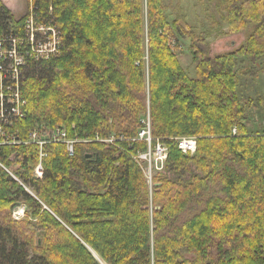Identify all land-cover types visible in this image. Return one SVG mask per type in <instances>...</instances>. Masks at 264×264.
<instances>
[{
    "label": "trees",
    "instance_id": "obj_1",
    "mask_svg": "<svg viewBox=\"0 0 264 264\" xmlns=\"http://www.w3.org/2000/svg\"><path fill=\"white\" fill-rule=\"evenodd\" d=\"M208 1L218 35L253 25L235 51L211 57V31L183 14L169 21L163 0H32L60 42L48 59L24 57L15 80L0 57V95L23 104L17 117L0 102V264H264V128L251 130L254 101L238 95L236 70L264 58V0ZM25 16L0 0L4 52L27 38ZM146 113L167 148L151 182L139 158ZM44 128L40 159L30 136ZM60 131L78 140L71 156ZM182 137L195 138L192 155ZM18 204L28 217L16 221Z\"/></svg>",
    "mask_w": 264,
    "mask_h": 264
},
{
    "label": "rangeland",
    "instance_id": "obj_2",
    "mask_svg": "<svg viewBox=\"0 0 264 264\" xmlns=\"http://www.w3.org/2000/svg\"><path fill=\"white\" fill-rule=\"evenodd\" d=\"M2 1V0H1ZM11 4L14 5L13 15L17 18L22 15H26L24 18V22L22 25V29L25 31L26 35H31L32 32H34L37 28L38 38H39V44H47L49 35L47 34L48 31L46 30L47 26L44 25V22L40 20V18L37 16V18L33 19V16H31V3L32 0H10ZM165 6L167 7L166 15L169 21H172L175 19V17L179 14H183L186 17V21L188 24H190L197 32H203V31H211L212 37L209 39V49H210V56L214 57L223 53H229L233 52L236 49L240 47L241 44H243L248 35L253 31L254 27L253 25H249L247 29L243 32L236 33V34H227V35H218L215 30H211V24L212 20L219 21L220 18L217 15V11L215 8L214 2H210L208 0H163ZM32 17V18H31ZM48 29V28H47ZM223 31L227 32L228 29L225 25H223L222 28ZM36 33V32H35ZM47 34V35H46ZM58 37V36H56ZM47 40V41H46ZM57 43L55 45V50L58 52V44L59 39H56ZM15 44L17 45V50L24 51L23 55L27 56V53L31 52V45L28 43H24V41H21V39L14 40ZM188 42L187 41H180L179 47L176 49V54L178 56L179 62L184 70L187 71V73L191 76H195V70L194 65L191 61V56L188 50ZM36 47V46H35ZM57 52H54V55L57 54ZM49 53L48 51L45 52V55ZM0 54L1 56H4L5 53L3 51V47L0 48ZM0 56V57H1ZM52 56H47L45 59H48ZM42 57H40L41 59ZM18 62V59H16L15 64ZM9 63V62H8ZM6 69L11 71V74H13V67L11 65H5ZM236 70L240 74L239 76V86L237 88L238 95L243 99L244 101H248L252 99L254 101L253 109L251 110L250 118L252 120V127L251 130L264 128V103L261 101H258V97L264 98V58H260L256 61V63H252L249 61V59L244 58V60H239ZM250 73L254 74L251 75ZM13 80H15L13 78ZM16 96L11 97L8 95V97L5 99H0V102L6 103L9 108V112L12 113V105L13 107L16 106L17 100ZM20 98V94H19ZM22 106L21 101H18L17 103V109L15 110L18 115H22ZM19 111V112H18ZM263 116V119H261L258 115ZM149 113H146L142 117V129H145V125L147 123V117ZM262 128V129H263ZM141 129V130H142ZM43 130V137H39V129L35 130L34 133L30 136V140L38 146L39 149V157L42 159L44 156V147L47 143V140H44L47 138L45 134H48L49 136L52 135L51 131L49 129H42ZM41 130V131H42ZM65 133V130H63ZM61 132V131H60ZM54 136L58 138L59 133H55ZM46 137V138H45ZM67 137V135L65 136ZM62 137V138H65ZM182 138H191V137H182ZM195 139V138H193ZM66 143H74L78 140H68L65 139ZM108 142H112V140H108ZM67 145V144H66ZM148 147V146H147ZM148 151V149H147ZM146 151V152H147ZM142 155V154H141ZM140 158V156H139ZM144 164H143V171L146 174V177H148L149 182H151L152 177H154L157 173H161L163 171L164 163L165 161L162 159H159L156 157L154 160H146L140 158ZM37 166H40L37 165ZM36 166V167H37ZM20 166L18 163H13L12 166L7 168L8 172L14 177V171L17 170ZM36 167L34 169V176L36 178H41L37 175ZM15 178V177H14ZM18 180L17 178H15ZM27 191L31 194L32 191L30 189H27ZM27 208L24 204H18L16 207H14L12 211V217L14 220H23L24 218L28 217V214H26ZM30 218V217H29Z\"/></svg>",
    "mask_w": 264,
    "mask_h": 264
},
{
    "label": "built area",
    "instance_id": "obj_3",
    "mask_svg": "<svg viewBox=\"0 0 264 264\" xmlns=\"http://www.w3.org/2000/svg\"><path fill=\"white\" fill-rule=\"evenodd\" d=\"M32 20H33V18H32ZM47 28H46V30L48 31L47 34L49 35L47 44H40V45L38 44L37 45V43H39V38H38L39 33H37L38 32L37 28H35L36 30L34 32H32L31 35H26L27 38L25 39L24 43H28L31 45V52L27 53V55L28 54H30V56L34 55L37 58L47 51L49 53L54 52L55 45L57 43L56 39H59V37H56L57 33L51 27H47ZM59 42H60V39H59ZM12 45H13V47H12L11 51L4 52L5 55L1 56V54H0V56L6 57L4 59H6L9 62L8 65H11L13 67L12 78L17 79L18 74H19V67H21L24 64V57H26V56L23 55L24 51L17 50V45L15 44L14 40L12 41ZM1 47H2V44L0 43V48ZM16 59H18V62L15 64ZM14 96L17 97L16 98L17 103H18V101H21L17 92H15V94L12 95L11 97H14ZM4 98H5L4 96L0 95V99H4ZM17 103H16L15 107H13V105H12V107L14 108V110H13L14 112H15V110L16 111L20 110V109H17ZM233 132H235V131H233ZM62 137H65V134L62 132H59V136L57 139L61 140L65 144H67L69 155L71 156L72 150H73V148H72L73 143H66L65 138H62ZM138 139L146 142L149 146L148 151L146 153L140 155V158L146 159L149 161L152 159L154 160L156 157H158L159 159H162V160L166 159L167 148L159 140H154L152 138L149 115L147 117V123L145 125V129H142L138 133ZM176 143H177L178 149L183 154H191L192 155L195 152L196 141L193 138H179V139H176ZM152 144H153V147H151ZM36 172H37V175L39 177H41V175H42L41 165L36 167Z\"/></svg>",
    "mask_w": 264,
    "mask_h": 264
},
{
    "label": "bare ground",
    "instance_id": "obj_4",
    "mask_svg": "<svg viewBox=\"0 0 264 264\" xmlns=\"http://www.w3.org/2000/svg\"><path fill=\"white\" fill-rule=\"evenodd\" d=\"M54 52H57V50H54ZM54 52H51V53H47L46 54V56H44L45 55V53H43L42 55H40L38 58H40V57H42L41 59H45L47 56H54ZM12 108V110H13V107H11ZM10 113V112H9ZM11 115H16L17 116V112H12V113H10ZM148 145V144H147ZM176 145H177V143H176ZM178 148V147H177ZM148 149H149V146H148ZM179 150V149H178ZM181 152V151H180ZM72 153H74V152H72ZM182 153V152H181ZM165 161V160H164Z\"/></svg>",
    "mask_w": 264,
    "mask_h": 264
},
{
    "label": "crops",
    "instance_id": "obj_5",
    "mask_svg": "<svg viewBox=\"0 0 264 264\" xmlns=\"http://www.w3.org/2000/svg\"><path fill=\"white\" fill-rule=\"evenodd\" d=\"M3 4L13 12L14 10V5L11 4L10 0H2Z\"/></svg>",
    "mask_w": 264,
    "mask_h": 264
},
{
    "label": "water",
    "instance_id": "obj_6",
    "mask_svg": "<svg viewBox=\"0 0 264 264\" xmlns=\"http://www.w3.org/2000/svg\"><path fill=\"white\" fill-rule=\"evenodd\" d=\"M87 156H90V155H87Z\"/></svg>",
    "mask_w": 264,
    "mask_h": 264
}]
</instances>
